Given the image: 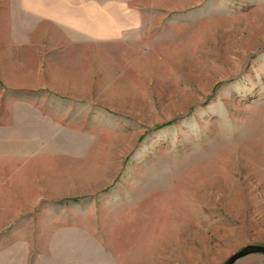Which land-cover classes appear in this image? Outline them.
<instances>
[{"label":"rangeland","instance_id":"1","mask_svg":"<svg viewBox=\"0 0 264 264\" xmlns=\"http://www.w3.org/2000/svg\"><path fill=\"white\" fill-rule=\"evenodd\" d=\"M246 246H264V0H0V264Z\"/></svg>","mask_w":264,"mask_h":264},{"label":"water","instance_id":"2","mask_svg":"<svg viewBox=\"0 0 264 264\" xmlns=\"http://www.w3.org/2000/svg\"><path fill=\"white\" fill-rule=\"evenodd\" d=\"M250 254H264V246H246L237 253L233 254L224 264H233L240 258Z\"/></svg>","mask_w":264,"mask_h":264},{"label":"crops","instance_id":"3","mask_svg":"<svg viewBox=\"0 0 264 264\" xmlns=\"http://www.w3.org/2000/svg\"><path fill=\"white\" fill-rule=\"evenodd\" d=\"M109 33V32H108Z\"/></svg>","mask_w":264,"mask_h":264}]
</instances>
